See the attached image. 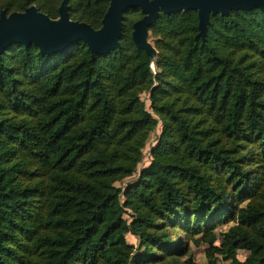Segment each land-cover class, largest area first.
<instances>
[{
    "label": "trees",
    "instance_id": "1",
    "mask_svg": "<svg viewBox=\"0 0 264 264\" xmlns=\"http://www.w3.org/2000/svg\"><path fill=\"white\" fill-rule=\"evenodd\" d=\"M67 4L98 27L108 0ZM141 15L124 9L105 52H0V264H198L200 243L208 264H264V9L209 14L203 39L195 9L159 11L152 58Z\"/></svg>",
    "mask_w": 264,
    "mask_h": 264
},
{
    "label": "water",
    "instance_id": "2",
    "mask_svg": "<svg viewBox=\"0 0 264 264\" xmlns=\"http://www.w3.org/2000/svg\"><path fill=\"white\" fill-rule=\"evenodd\" d=\"M137 6L142 15L132 22L131 38L153 57L155 50L148 40V26L159 11L196 10L197 35L204 38L209 14H224L230 9L257 6L264 9V0H108L100 19L93 27L84 20L69 17L67 0H60L57 16L50 17L31 3L22 10L6 12L0 8V52L12 41L24 45L33 42L39 51L50 53L65 50L72 41L82 39L89 50L105 52L118 45L125 8Z\"/></svg>",
    "mask_w": 264,
    "mask_h": 264
},
{
    "label": "rangeland",
    "instance_id": "3",
    "mask_svg": "<svg viewBox=\"0 0 264 264\" xmlns=\"http://www.w3.org/2000/svg\"><path fill=\"white\" fill-rule=\"evenodd\" d=\"M148 40L150 41V38L148 37ZM142 97H145L144 94H141ZM158 132V127L155 128L147 137L146 142L144 144L143 147V158L142 160L137 164V169L147 163L148 161V149L149 146L152 144V142L155 140L156 134ZM132 177H126L124 178L122 181L129 179ZM121 182H117V184H120ZM228 223H223L221 225H219L216 229H224L227 226ZM126 240L130 243H132L133 245H135L136 243V238L134 237V235L130 234V233H126L125 235ZM206 245L204 243H200L198 246H194V245H190L191 248V253L193 256L194 261H196L198 264H208L207 258L205 257L204 254V247ZM246 254V251L244 249H238L237 250V257L238 258H242L244 255ZM219 260V259H218ZM218 264H223V262L221 260H219Z\"/></svg>",
    "mask_w": 264,
    "mask_h": 264
}]
</instances>
